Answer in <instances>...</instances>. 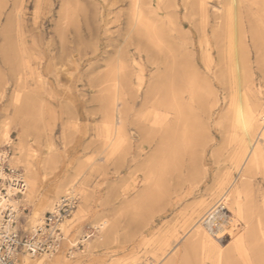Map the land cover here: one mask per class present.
<instances>
[{"label": "rangeland", "instance_id": "rangeland-1", "mask_svg": "<svg viewBox=\"0 0 264 264\" xmlns=\"http://www.w3.org/2000/svg\"><path fill=\"white\" fill-rule=\"evenodd\" d=\"M7 16L13 22L0 34V136L7 129L10 143L1 139L0 149L10 146L27 183L20 234L73 191L78 203L63 231L71 245L87 242L71 255L64 244L52 259L57 264H200L202 255L182 258L184 246L202 224L209 229L226 219L220 204L251 167L239 156L235 111L241 106L244 119L258 123L256 134L264 128V0H0V30ZM166 64L177 84L163 104L152 91ZM164 113L181 117L177 129L189 146L170 163L153 155L155 114ZM192 164L204 196L170 213L166 199L146 206L161 190L159 177L172 185L177 170ZM160 165L169 168L166 176L155 174ZM250 174L243 203L256 197L257 216L249 226L261 219L264 227V167ZM201 202L210 207L182 230ZM241 233L215 244L225 250ZM26 262L56 264L21 256L19 264Z\"/></svg>", "mask_w": 264, "mask_h": 264}, {"label": "bare ground", "instance_id": "bare-ground-1", "mask_svg": "<svg viewBox=\"0 0 264 264\" xmlns=\"http://www.w3.org/2000/svg\"><path fill=\"white\" fill-rule=\"evenodd\" d=\"M207 1V0H206ZM216 2V1H214ZM203 4H205V2H203ZM15 5V4H14ZM76 5V4H75ZM197 6V5H196ZM198 6H201L200 4H198ZM15 8V7H14ZM199 8V7H198ZM202 8V6H201ZM200 8V9H201ZM206 7H204L205 9ZM13 9V8H12ZM82 9V8H81ZM203 10V9H202ZM234 10V9H233ZM13 11V10H12ZM201 11V10H200ZM199 11V12H200ZM206 11V9H205ZM83 12V11H81ZM85 13V11H84ZM138 13V12H137ZM11 14V13H10ZM82 14V13H80ZM135 14V13H134ZM13 15V13H12ZM86 15V14H85ZM16 16V15H15ZM19 17H21L20 15H18ZM84 16V15H83ZM140 16V14H139ZM138 16V18H139ZM8 17V16H7ZM85 18V17H84ZM143 18V17H142ZM226 18V17H224ZM230 18V17H229ZM228 18V19H229ZM7 21L6 25L0 30V34H3L2 32L8 31V27H10L8 25V21L9 22H13L11 21V18H5ZM20 19V18H19ZM140 19V18H139ZM139 19H137L139 21ZM148 19V18H146ZM204 19V18H203ZM227 19V18H226ZM228 19L226 20V23L228 21ZM232 19V18H231ZM205 20V19H204ZM234 20V19H233ZM133 21V20H132ZM147 21V20H146ZM230 21V20H229ZM228 21V22H229ZM16 22V21H15ZM22 22L19 21V23ZM134 22V21H133ZM136 22V21H135ZM204 22V21H203ZM146 23V22H145ZM144 23V24H145ZM230 23V22H229ZM227 23V25L229 24ZM10 24V23H9ZM14 24V23H12ZM21 24V23H20ZM19 24V30H22L21 25ZM131 24V22H130ZM148 24V23H147ZM234 24V23H233ZM18 25V24H17ZM140 25V24H139ZM146 25V24H145ZM206 25V24H205ZM231 25V24H230ZM16 27V26H15ZM21 27V28H20ZM136 27V26H135ZM140 28V27H139ZM138 29H134L137 30L138 32H140V30ZM148 28V26H147ZM149 29V28H148ZM206 29V28H205ZM234 29V28H233ZM133 30V31H134ZM156 30V29H154ZM136 31V32H137ZM146 31V30H144ZM152 31V30H151ZM206 31V30H205ZM18 32V31H17ZM148 32V30H147ZM203 33V32H202ZM20 34V33H19ZM136 34V33H135ZM143 34V33H142ZM140 34V35H142ZM145 34V32H144ZM147 34V33H146ZM145 34V35H146ZM185 34V33H184ZM221 34V33H220ZM24 36V35H23ZM137 36V35H136ZM139 36V34H138ZM145 37V36H144ZM148 37V36H147ZM140 38V37H139ZM149 38V37H148ZM151 38V37H150ZM231 38V37H230ZM7 39V38H6ZM146 39V37H145ZM132 40V39H131ZM152 40V39H151ZM232 40V39H231ZM147 41V40H145ZM131 42V41H130ZM133 42V41H132ZM136 42V40H135ZM144 42V41H143ZM148 42V41H147ZM153 42V41H152ZM15 43V42H14ZM67 43V42H66ZM9 44V43H8ZM25 44V43H24ZM24 44L21 43V45ZM133 44V43H132ZM20 45V44H19ZM138 45V44H137ZM136 45V46H137ZM135 46V45H133ZM135 46V47H136ZM188 46V45H187ZM15 48V47H14ZM137 48V47H136ZM9 49V48H8ZM12 50V49H11ZM23 50V49H22ZM21 50V52H22ZM140 50V49H139ZM24 51V50H23ZM135 51V49H134ZM5 52V51H4ZM140 52V51H139ZM138 52V53H139ZM174 52V51H173ZM16 53V52H15ZM24 53V52H23ZM23 53L21 55H23ZM175 53V52H174ZM2 54V53H1ZM12 54V52H11ZM25 54V53H24ZM146 55V53H145ZM148 55V54H147ZM146 55V56H147ZM175 55L177 56V54L175 53ZM204 55V54H203ZM4 57V55H2ZM14 56V55H13ZM12 56V57H13ZM24 56V55H23ZM32 56V55H31ZM151 56V55H150ZM156 56V55H155ZM163 56V55H162ZM182 56V55H181ZM175 57V56H174ZM23 58V57H22ZM149 58V57H147ZM179 58V57H177ZM182 58V57H181ZM14 59V58H13ZM188 59V58H185ZM150 60V58L148 59ZM147 60V61H148ZM179 60V59H178ZM190 60V58H189ZM189 60H184L188 62ZM194 60V59H192ZM26 62V61H25ZM151 62V61H150ZM150 62H148L150 64ZM152 62H154L152 60ZM166 62V61H165ZM231 62V61H230ZM169 63V62H168ZM180 63H183L180 61ZM178 63V64H180ZM183 63V64H184ZM153 64V63H151ZM182 64V65H183ZM188 64V63H187ZM186 64V66H187ZM196 64V63H195ZM16 65V64H15ZM170 64H166L163 66L162 69V75H160V77L158 76L156 78V81L154 82V90L152 91V93L154 92L156 95H158V102H166L168 100L172 99V93L173 90H175L176 87V81H177V76L176 73L174 71H172L173 69L169 66ZM181 65V64H180ZM190 65V62H189ZM191 66V65H190ZM188 67V66H187ZM179 68V67H177ZM192 69V68H191ZM196 69V68H195ZM194 70V73L197 70ZM186 70V69H185ZM189 71V70H188ZM181 73V72H180ZM184 73V72H183ZM199 73V72H198ZM190 74V72L188 73ZM178 75V74H177ZM185 75V74H184ZM197 76V74H196ZM156 77V76H155ZM181 82V81H180ZM186 83V82H185ZM188 83V82H187ZM186 83V84H187ZM184 84V82H183ZM198 84V83H197ZM184 88V87H183ZM180 90V89H179ZM178 91V90H177ZM176 91V92H177ZM181 91V90H180ZM179 91V92H180ZM150 92V90L148 91ZM151 93V92H150ZM187 94V93H186ZM153 96V95H152ZM190 97V96H189ZM241 97V96H240ZM236 100V99H235ZM243 101V99H242ZM238 102V100H237ZM159 103H157L158 105ZM162 104V105H163ZM161 105V104H160ZM180 105V104H179ZM237 105V104H236ZM167 106V105H166ZM240 106V105H239ZM180 107V106H179ZM184 107V106H183ZM241 107V106H240ZM240 107L235 111V115H234V125L241 130V134H242V138H241V143L239 145V156L241 158H243L245 155L247 156V158H249V164L251 167H249L250 169L247 170L246 168V172L244 173V175L241 177V179L239 181H243L242 183H239L238 185L235 184L233 191L231 192V194L225 198V200L220 204V206H222V209L226 210V214L228 212L229 215H227L226 219L223 220V218H221V220L219 222H217V224L211 225L209 227V225L207 227H209V229H206L203 224L201 225V227L193 234V236L191 237V240L188 244H186V246H184V249L182 250V258L184 260H188L189 257H192L194 255H202V259L200 264H264V227L263 224L260 221L257 220L256 224L257 225H250L249 223L251 221V215L257 216V210H253L252 211V206L254 205L253 203L256 200L252 197L250 199V201L245 202V204L243 203V196L246 192H244V190H246L251 183V180L249 181L248 178H250L251 176V171L253 168H257L259 166L264 167V128L261 127V131H259V133L256 134V125L250 124L249 123V117H245L244 119V113L242 112V110L240 109ZM185 108V107H184ZM167 109V108H166ZM179 109V108H178ZM180 109H183L182 107ZM177 111V110H176ZM180 111V110H179ZM178 112V111H177ZM181 113V111H180ZM168 113H164L163 115H158L155 114L156 116V122H157V128L154 131V141L156 143L155 148L153 150V155H154V159L156 160L155 157L157 158H164V160H166V163H170L175 161V156H181L184 155L186 153H188V151L186 152V149L189 147L187 145L186 141V135L185 132L180 131L179 129H177L178 124L180 125V121L181 117L178 116L179 119L174 120V119H170V117H168L167 115ZM178 114V113H177ZM249 115V114H248ZM251 115V114H250ZM187 116V115H186ZM154 121V120H153ZM264 121V120H263ZM259 126V125H258ZM261 126V125H260ZM138 128V127H137ZM257 136H256V135ZM254 135L256 136V139H254ZM136 137H139V135L135 134ZM3 139L2 141L6 142V143H10L9 140V136H8V131L7 129L2 130L1 131V136H0V140ZM1 142V143H4ZM142 142V141H141ZM192 143V142H191ZM143 144V143H142ZM145 145V143H144ZM192 146V145H191ZM140 148V147H139ZM1 151V149H0ZM203 151V150H202ZM12 152V151H11ZM193 152V151H192ZM197 153V152H196ZM188 156V154H187ZM194 156V155H193ZM199 157V156H198ZM149 159V158H148ZM11 160H12V156L11 159L9 160V164L12 168L16 169L12 164H11ZM198 160V159H197ZM161 162V161H160ZM187 162V161H186ZM198 162V161H197ZM178 163V162H177ZM154 164V161H153ZM191 164V163H190ZM157 165V164H156ZM154 165V166H156ZM171 165V164H170ZM192 164L190 166H188V168L186 167V170L181 171L180 173L178 172V168L176 169L177 172L179 174H177L176 172V176L178 175L179 179L173 178L176 182H174V184L169 185L168 182L171 180L169 177L162 179L159 176H166L168 173L167 165H160V168H154V171H156L155 174L159 173V182L162 183L161 185V190L159 191L157 187H155L157 192L156 194H153V197L151 196V198L147 197L148 199L146 200V206L149 203H155V201L158 200L157 203H160L163 199L168 200V204H170V209L168 210V213H170V210L179 205L180 203H183L185 201H187L188 197L191 198H199L204 196L202 193V190L197 186L198 181H200L198 178H196L193 173V169H196L197 173L199 174L196 165ZM198 165V164H197ZM159 166V165H158ZM173 166V165H172ZM177 166V164H176ZM182 165H180L181 167ZM171 167V166H170ZM152 169V170H153ZM172 170L174 169L173 167L171 168ZM199 169V168H198ZM171 170V172H172ZM180 170V169H179ZM206 171V170H205ZM204 171V172H205ZM154 173V172H153ZM196 173V174H197ZM166 174V175H165ZM171 174V173H170ZM197 174V175H198ZM208 175V174H207ZM23 179H24V183H25V191L22 195L21 200L18 202H16V199L12 200V201H8V204L14 206L15 207H19V205H21L22 208H24V202H23V198L26 194V189H27V183L24 177V174L22 173ZM154 176V175H153ZM152 176V177H153ZM171 176V175H170ZM206 176V175H205ZM155 177V176H154ZM208 177V176H207ZM248 177V178H247ZM201 178V177H200ZM155 179V178H154ZM152 179V186H155L156 181L154 182ZM158 179V178H157ZM198 179V180H197ZM206 179V178H205ZM243 179H247V181L245 182V180ZM209 181V180H208ZM154 182V183H153ZM171 182V181H170ZM216 182V181H215ZM200 184V183H199ZM205 184V183H203ZM219 184V183H218ZM157 185V184H156ZM224 185V183H220V185L218 186L220 189L222 188ZM145 186V185H144ZM214 186V185H213ZM239 186L241 187L239 189ZM248 186V187H247ZM215 187V186H214ZM205 188V187H204ZM208 188H205V192ZM223 190V189H222ZM11 191V190H10ZM221 192V191H220ZM219 192V193H220ZM11 193V192H9ZM155 193V192H154ZM205 194V193H204ZM258 194V193H257ZM68 195L74 197L77 199L78 198L76 196V194L72 191L69 192ZM67 196V195H66ZM162 198V200L160 199ZM215 198H219L218 196H216ZM216 200V199H213ZM219 200V199H218ZM216 200V202L218 201ZM6 200H3L1 202L5 203ZM60 201V199H59ZM58 201V202H59ZM57 202V203H58ZM213 202V201H212ZM56 203V204H57ZM78 203V202H77ZM55 204V205H56ZM162 205V203H160ZM54 205V206H55ZM151 205V204H150ZM167 205V204H166ZM54 206L52 207L51 211L54 209ZM145 206V207H146ZM163 206V205H162ZM77 207V206H76ZM148 207V206H147ZM151 207V206H149ZM153 207V206H152ZM158 207V206H157ZM179 207V206H177ZM210 207V202L209 203H205V202H201L195 206H193L191 214L189 216H185L187 219L183 221V223L181 224L180 228L182 230H184L185 228H187V226L192 223L196 218H198L203 212H205L208 208ZM219 207V206H218ZM163 208V207H161ZM149 210V208H147ZM155 209V208H152ZM255 209V208H254ZM17 210V208H16ZM76 210V208H75ZM74 210V211H75ZM160 210V209H158ZM157 210V211H158ZM184 210V209H183ZM73 211V212H74ZM150 211V210H149ZM152 211V210H151ZM72 212V214H73ZM215 212V210H214ZM251 212V214H250ZM17 213L19 214V210H17ZM167 213V212H166ZM219 213V212H218ZM217 213V214H218ZM216 214V216H218ZM215 215V214H213ZM23 216V215H22ZM215 216V217H216ZM226 216V215H225ZM209 217V216H208ZM207 217V218H208ZM219 217V216H218ZM223 217V216H222ZM39 218V217H38ZM206 218V219H207ZM217 218V217H216ZM215 218V219H216ZM185 219V218H184ZM205 219V220H206ZM214 219V218H213ZM220 219V218H219ZM68 219L64 220L62 222V224L59 226L60 230L62 232V234L64 235V237L66 238V243L68 242V244H66L67 248L68 246L71 245V243L67 240V237L64 234V223L65 221H67ZM204 220V221H205ZM43 221V217L40 218L36 224L30 229V231L38 226L41 222ZM208 221V219H207ZM206 221V222H207ZM214 221V220H213ZM217 221V219H216ZM215 221V222H216ZM209 222V221H208ZM237 223V225H235ZM211 224V223H210ZM213 224V223H212ZM207 225V223H206ZM249 226V227H248ZM242 229V233L240 235H238L237 237L235 236L234 240L231 239L228 247L225 250H221L220 247H218L215 243L216 242H220L223 240H226L228 237L232 236L233 233L235 232V230L238 229ZM171 232V231H170ZM168 235V234H167ZM178 235V234H177ZM86 237V236H85ZM169 237V236H168ZM163 238V237H162ZM166 238V237H165ZM83 240H78V242H81L82 246L84 245V243L87 242V240H84V237H82ZM168 239V238H167ZM169 240V239H168ZM74 243V245L76 246V244L78 243ZM166 242L168 243V241L166 240ZM164 242V243H166ZM78 248V247H76ZM76 250V249H75ZM75 250H72L69 255H71ZM45 257L48 258V260L51 261V263H56L57 264V260H52L53 257L55 256V254H49V255H44ZM27 257V256H25ZM42 257V256H41ZM21 259V258H20ZM28 262H26L25 264H27ZM191 263V262H190ZM19 264V263H18ZM179 264V263H178Z\"/></svg>", "mask_w": 264, "mask_h": 264}, {"label": "built area", "instance_id": "built-area-1", "mask_svg": "<svg viewBox=\"0 0 264 264\" xmlns=\"http://www.w3.org/2000/svg\"><path fill=\"white\" fill-rule=\"evenodd\" d=\"M11 156L10 146H3L0 151V264H18L21 256L34 258L62 251L66 238L59 226L72 215L78 202L70 195L62 197L38 226L21 235L18 224L26 208L21 205L14 208L8 201L16 199L18 204L25 183L22 172L10 166ZM2 199L6 200L5 203L1 202ZM76 245L78 248L82 246L81 242ZM75 248V245L69 246L67 254Z\"/></svg>", "mask_w": 264, "mask_h": 264}, {"label": "crops", "instance_id": "crops-1", "mask_svg": "<svg viewBox=\"0 0 264 264\" xmlns=\"http://www.w3.org/2000/svg\"><path fill=\"white\" fill-rule=\"evenodd\" d=\"M12 153V152H11ZM12 160H13V155H12ZM12 160H11V164L13 165V162H12Z\"/></svg>", "mask_w": 264, "mask_h": 264}]
</instances>
